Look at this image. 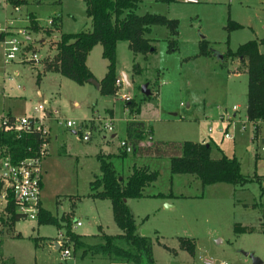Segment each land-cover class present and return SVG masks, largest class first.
<instances>
[{"label": "rangeland", "instance_id": "374dc122", "mask_svg": "<svg viewBox=\"0 0 264 264\" xmlns=\"http://www.w3.org/2000/svg\"><path fill=\"white\" fill-rule=\"evenodd\" d=\"M53 1L43 0L41 7L31 1L32 7L25 8L21 18L5 0H0V28L6 26L8 19L16 17L8 29L13 33H8L13 35L18 29H25L30 38L24 39L29 42L25 50H35L40 58L39 63L5 64L3 35L0 37V115L8 109L15 115H28L52 93V107L77 126L95 117L112 118L115 138L112 141L100 120L93 123L97 125L93 127L96 136L89 142L82 141L81 134L71 133L75 130H69L66 139L63 134L65 151L60 153V143L53 133L47 155L41 162L40 198L42 207L59 221V226L24 220L16 223L14 232L9 233L0 225V264L8 259L13 264H119L91 250L82 258V251L74 252L71 242L65 240L66 224L62 218L66 216L72 232L87 236L84 241L89 245L101 243L92 237L100 234V230L111 236L121 234L113 221L110 202L88 197L90 183L101 177L96 159L101 148L116 154L110 161L124 180L134 165L148 166L157 173L155 182L145 190L146 195L174 196L167 199L173 205L170 209L165 206V197L131 199L127 203L137 233H149L154 264H205V260L213 264H253L251 255L264 264V233L261 232L264 223L259 222L264 217V152L261 151L264 123L255 132L252 123L247 121V75L240 72L237 60L219 58L228 49L234 52L248 41L264 38V0H200L196 5L140 0L137 15L156 14L178 21L175 44L169 47L170 37L164 27L152 28L148 37L153 40V52L145 56L132 53L126 42H118L116 74L123 83L115 86V93L109 96L100 94L91 84L77 86L48 70L56 51L54 42L60 34L91 30L83 0H61L60 5H54ZM34 9L39 15L37 32L26 21L29 15L36 21L35 14L28 11ZM57 12L62 17L60 30L47 35L45 30H52L47 22ZM229 22L242 28L228 32ZM202 36L212 50L210 57L199 56ZM101 53V46H95L86 62L98 79L104 76L108 64ZM237 71L239 75H235ZM122 73L128 76L130 86L124 82ZM144 85L150 91L149 96L142 93ZM39 89L43 91V98L37 95ZM125 97L137 103L136 115L129 116L126 112ZM236 106L237 115L233 116ZM106 110L112 115L104 113ZM128 119L146 123L154 141L209 143L213 159L222 154L236 157L241 173L253 181L242 187L225 183L202 186L193 176L172 175L166 158H134L131 154L121 157L118 147L125 138ZM225 132L232 139H225ZM245 204L256 206L246 208ZM4 215L0 212V216ZM77 221L81 227L76 226ZM18 232L22 237L14 238ZM180 239L194 242L193 255L180 247ZM54 240H61L63 247L71 250L69 258L61 260L63 248H54V242L51 243Z\"/></svg>", "mask_w": 264, "mask_h": 264}, {"label": "trees", "instance_id": "16d2710c", "mask_svg": "<svg viewBox=\"0 0 264 264\" xmlns=\"http://www.w3.org/2000/svg\"><path fill=\"white\" fill-rule=\"evenodd\" d=\"M14 8L27 7L32 0H5ZM86 5V16L90 19L91 30L80 31L75 34H61L54 43L56 48L53 61L48 70L57 72L77 86L87 84L94 76L86 65L88 54L100 45L101 56L107 61V70L99 82V92L109 96L115 93L116 74V46L118 42H126L130 51L136 55H147L153 49V40L148 37L153 27H164L170 37V45L175 44L174 37L178 31V21L167 19L156 14L137 15L140 0H83ZM163 4L174 3V0H157ZM54 5H60L61 0H54ZM29 27L33 32L38 31L35 17L29 15ZM61 14L57 12L52 17L51 29L45 33L50 35L53 30H60ZM242 26L229 22L228 32L241 29ZM264 38L248 41L240 45L234 52L228 49L222 56L223 61L237 60L240 72L247 75L246 89V118L252 123L255 132L264 122ZM212 50L208 42L203 40L199 44V56L210 57ZM129 116L138 113L135 101L125 102ZM93 129V127H92ZM151 130L143 122L129 120L125 127V140L131 147L133 157L166 158L170 162L172 175H190L200 181L202 186L225 183L233 186H245L253 179L241 173L240 163L236 157L221 155L213 159L210 156L209 143L153 141L144 144ZM42 140L36 134L23 135L16 138L14 135L0 133V158L9 157L13 163L25 158L37 156ZM60 153H64L65 146H60ZM127 156L122 152L121 157ZM112 155L100 151L96 159L99 162L101 177L90 183L91 194L89 198L108 200L111 204L112 218L121 231V234L111 236L102 233L92 236L101 240L100 244L89 245L84 238L71 230L70 219L62 218L65 222V236L69 238L73 251L81 250L84 258L86 251L91 250L95 255H101L115 260L121 264H154L153 243L148 236L137 233L135 219L131 214L127 201L141 199L144 191L150 187L157 178V173L149 167H132L130 175L124 180L121 178L112 162ZM156 197H172L158 194ZM4 216H0V225L9 233L14 232V226L20 221L19 215L10 202ZM6 217V218H4ZM38 225H57L59 221L52 217L48 211L41 208L37 217ZM248 231H252L249 229ZM264 233V225L261 227ZM14 238H21L14 234ZM180 247L193 255L194 242L180 239ZM2 264H13L8 259Z\"/></svg>", "mask_w": 264, "mask_h": 264}, {"label": "built area", "instance_id": "2783aa9c", "mask_svg": "<svg viewBox=\"0 0 264 264\" xmlns=\"http://www.w3.org/2000/svg\"><path fill=\"white\" fill-rule=\"evenodd\" d=\"M174 1L191 5H196L200 2V0ZM13 12L20 14L21 8L14 7ZM15 19L16 18L8 19L6 21V26L0 28V37L3 35L1 42L3 44L4 63L8 64L13 61L39 63L40 58L35 50H25L29 42L24 39H30L27 37V31L25 29H18L15 34L10 35L13 31L9 32L8 29L12 27ZM47 24L51 26L52 19H50ZM29 52H31V54H28ZM122 83L123 82L117 79L115 81V86L119 87ZM124 101H130V97H125ZM233 112L235 116L237 113V106L233 107ZM100 120L103 122V129L112 135L114 133V122L112 118L105 117L100 119L95 117L86 122L83 120L77 126L73 120L62 116L58 109L51 107L45 101L35 106L28 115H11L7 112H2L0 115V133L11 134L16 138L23 135L36 134L42 140V144L35 157L25 158L17 163H13L9 157L0 158V212L5 214L8 204L11 202L19 215L20 221L37 220L40 209L42 208L40 198L42 189L41 162L47 155L53 127L75 130V134H81L82 141L89 142L94 135L92 127L97 126L93 123H100ZM221 120H223V118ZM226 122L228 123V119ZM208 131L212 132L211 129ZM224 138L230 140L232 136L225 132ZM118 149L126 154L131 153V147L125 139L120 140ZM261 151L264 152V146L261 148ZM76 226H81V223L77 221ZM65 240L70 242L68 237H66ZM55 247L58 250L63 248L60 249L62 251V261L70 257L71 250L69 248H64L61 240L55 242ZM205 264H213V262L211 260H205Z\"/></svg>", "mask_w": 264, "mask_h": 264}, {"label": "crops", "instance_id": "0c3cea01", "mask_svg": "<svg viewBox=\"0 0 264 264\" xmlns=\"http://www.w3.org/2000/svg\"><path fill=\"white\" fill-rule=\"evenodd\" d=\"M33 1H35L36 3H37V5H35L36 7H41V6H43L42 5V1L40 2V0H32V2ZM31 3V2H30ZM30 5V4H29ZM28 5V6H29ZM27 6V7H28ZM27 7H24V8H21V12H20V16L22 15V14H24V13H26V10H25V8H27ZM32 6H29L28 8H31ZM29 12H32L33 14H35V16H36V22L38 23L39 22V15H38V13L35 11V9L34 10H28ZM18 17V16H17ZM53 17V16H52ZM52 17L50 18V19H52ZM13 18H16V17H13ZM21 18H23V16H21ZM62 18V17H61ZM26 21H28L27 19H26ZM21 26V25H20ZM25 27V26H24ZM58 32H59V30H58ZM53 35V34H52ZM61 35V34H60ZM59 35V36H60ZM56 42V41H55ZM54 42V43H55ZM201 42V41H200ZM40 43H43V40H40ZM153 52V51H152ZM89 55V54H88ZM87 62V61H86ZM87 65V64H86ZM88 67V66H87ZM89 69V68H88ZM90 70V69H89ZM48 71V70H47ZM91 71V70H90ZM91 73L93 74V72L91 71ZM106 73V72H105ZM43 74H45V72L43 73ZM58 74V73H57ZM240 74V72L239 71H237L236 73H235V75H239ZM105 75V74H104ZM93 76H94V74H93ZM122 76H123V80H124V82L126 83V85L127 86H130V82H129V78H128V76L126 75V74H124V73H122ZM104 77V76H103ZM103 77L101 78V79H98V78H96L95 76H94V79L99 83L102 79H103ZM117 78H118V75H117ZM127 81V82H126ZM88 84V83H87ZM92 85V84H91ZM84 86V85H83ZM82 86V87H83ZM94 86V85H93ZM96 89H97V91L99 90V88H97L96 87ZM150 92V91H149ZM51 95H49L50 97H48L47 99H45V100H43V101H45V102H47L51 107H52V104H51V97L53 96V94L52 93H50ZM37 95H38V97L39 98H43L42 96L44 95L43 94V91L41 90V89H39L38 91H37ZM2 110H4V109H2ZM3 112H5V111H3ZM106 112H108V113H111V115H112V112L110 111V110H106L104 113H106ZM7 113L8 114H11V115H15L14 113H12L11 112V110L10 109H8L7 110ZM236 115H237V113H236ZM235 115V116H236ZM234 116V115H233ZM129 120V119H128ZM127 120V121H128ZM133 120V119H132ZM127 121H126V123H127ZM139 122H141V121H139ZM144 123V122H143ZM145 125H146V123H145ZM147 126V125H146ZM148 128H149V126H147ZM150 129V128H149ZM69 130H66V129H64V128H59V127H53V129H52V133H51V136L53 135V133H54V137H55V139L58 141V143H60V146L62 145V144H64L65 142H64V140H63V134H65V139H66V137H67V132H68ZM152 132V131H151ZM71 133L72 134H75L74 133V131H71ZM94 136H96V134H94L92 137H94ZM115 138V134L113 133L112 135H111V139H112V141H113V139ZM148 139H147V141L144 143V144H149L150 142H152V141H154V138H153V136H152V134L150 133L149 135H148V137H147ZM92 139V138H91ZM125 139V138H124ZM50 140H51V138H50ZM201 143V142H200ZM204 143V142H203ZM50 144V143H49ZM65 146V145H64ZM106 148H109L108 146H106ZM60 149V148H59ZM100 151H102L103 153H105V154H110V155H116V154H114V153H111V152H108L106 149H104V148H101L100 149ZM118 155V154H117ZM97 156V155H96ZM140 167H144V166H140ZM148 167V166H147ZM151 170V169H150ZM43 185V184H42ZM146 190V189H145ZM158 194H161V193H157V194H150V195H146L145 194V191H144V197L143 198H141V199H144V198H154V197H156ZM162 195H165V194H162ZM169 195V194H168ZM168 195H165V196H168ZM172 197L174 198V196L172 195ZM172 197H165L166 198V201H165V206L167 207V209H170V208H173V205L172 204H170L168 201H167V199H171ZM129 201V200H128ZM128 201H127V203H128ZM246 208H255V206L256 205H249V204H245L244 205ZM41 207H42V203H41ZM43 208V207H42ZM44 209V208H43ZM259 222H260V224L262 225L263 223H264V217L263 218H261L260 220H259ZM79 227H81V226H79ZM144 233H146L145 234V236L146 235H148V237H149V233H147V232H144ZM17 234H19L20 236H21V234L18 232ZM78 235H80V236H82L83 238L84 237H87V236H84V235H81V234H78ZM92 236H94V235H92ZM22 237V236H21ZM56 239V238H55ZM52 242H54V243H52ZM51 243H52V245H54V248H56L55 247V240L54 241H51ZM50 243V244H51ZM167 249V248H166ZM108 261H109V258H106ZM153 259H154V250H153ZM111 263V262H110Z\"/></svg>", "mask_w": 264, "mask_h": 264}, {"label": "water", "instance_id": "95a60500", "mask_svg": "<svg viewBox=\"0 0 264 264\" xmlns=\"http://www.w3.org/2000/svg\"><path fill=\"white\" fill-rule=\"evenodd\" d=\"M201 39L202 40H204L205 38H204V36H202L201 37ZM153 51V49H151L150 50V52H152ZM221 60H223L222 59V56L221 57H219ZM127 82V81H126ZM87 83L88 84H92V85H94L95 87H97V88H99V83L93 78V79H89L88 81H87ZM147 85H144L143 87H142V93L143 94H145V96H149L150 95V92L147 90ZM145 234L146 233H142L141 234V236H145ZM251 258H252V262H253V264H262V262L260 261V260H258L257 258H255L253 255H251L250 256Z\"/></svg>", "mask_w": 264, "mask_h": 264}]
</instances>
